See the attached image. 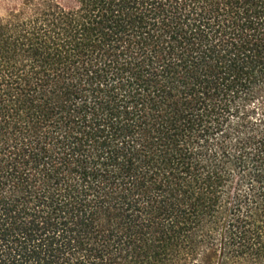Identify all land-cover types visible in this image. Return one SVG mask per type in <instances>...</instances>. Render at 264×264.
I'll return each instance as SVG.
<instances>
[{
	"label": "trees",
	"instance_id": "obj_1",
	"mask_svg": "<svg viewBox=\"0 0 264 264\" xmlns=\"http://www.w3.org/2000/svg\"><path fill=\"white\" fill-rule=\"evenodd\" d=\"M0 264H264V0H7Z\"/></svg>",
	"mask_w": 264,
	"mask_h": 264
},
{
	"label": "rangeland",
	"instance_id": "obj_2",
	"mask_svg": "<svg viewBox=\"0 0 264 264\" xmlns=\"http://www.w3.org/2000/svg\"><path fill=\"white\" fill-rule=\"evenodd\" d=\"M7 0H0V16H2L5 13V10L7 9ZM215 257L212 253H208L207 256L204 258V264H214Z\"/></svg>",
	"mask_w": 264,
	"mask_h": 264
}]
</instances>
